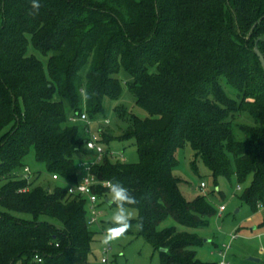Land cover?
Instances as JSON below:
<instances>
[{"label":"trees","instance_id":"trees-1","mask_svg":"<svg viewBox=\"0 0 264 264\" xmlns=\"http://www.w3.org/2000/svg\"><path fill=\"white\" fill-rule=\"evenodd\" d=\"M39 2L34 12L31 0H0V264H87L95 234L113 225L91 228L87 198L67 192L84 160L141 200L129 207L143 229L128 232L158 251L159 264H217L196 256L197 232L163 223L197 229L216 212L204 195L186 199L172 168L188 143L215 183L248 180L239 199L264 206V70L254 51L264 55V0ZM123 85L147 114L116 104L124 126L114 133L103 118L95 132L101 143L132 138L138 161L109 149L96 159L86 123L70 117L97 119ZM31 149L57 175L52 184L23 173ZM92 191L98 201L109 193L102 183Z\"/></svg>","mask_w":264,"mask_h":264},{"label":"rangeland","instance_id":"rangeland-1","mask_svg":"<svg viewBox=\"0 0 264 264\" xmlns=\"http://www.w3.org/2000/svg\"><path fill=\"white\" fill-rule=\"evenodd\" d=\"M36 56L45 62V58L38 51H33ZM117 76L123 82L127 74L121 69ZM124 104L128 110L145 116L147 113L134 103L133 95L123 85L121 96L118 100L105 97L103 101L104 110L90 123V128L96 131L103 125V118H107L109 127L115 133L120 128L118 124L124 126L116 117L113 107L116 104ZM117 128V130H116ZM103 148L113 151L117 158H124L128 162L138 161V154L134 140L130 139H112L109 142H102ZM176 164L172 168V174L176 176L179 189L186 199H193L198 195H204L206 199L215 207V214L208 219V224L199 228H189L168 218L164 224H175L178 229L193 230L203 238L201 246L196 248V256L202 260L218 261L221 256L219 251H224L225 243L234 234L230 240L229 247L224 252V257L235 264H264V227L259 223L264 218V206L260 205L258 210L252 211L250 207L242 202L238 195L243 186L248 183L237 182L232 176L229 180L225 177H218L217 183L214 182L210 170L204 164L200 157L195 159L194 151L188 143L175 152ZM25 165L30 169L32 175L37 174L34 183L49 182L54 180L46 171L42 162L34 157L31 149L24 159ZM79 173H82L79 170ZM204 182V187L200 188V182ZM239 187V188H238ZM109 193L106 198L100 199L97 206L101 213L99 221L90 225L91 228L98 230L100 224H111L112 213L115 205L110 204ZM224 205L222 211L218 210L220 205ZM133 216H138V210L130 207ZM88 214V212H87ZM30 217V215H26ZM41 218V217H40ZM105 229L98 231L91 243V249L87 255V264H159L158 251L147 242L142 236L127 232L123 237L110 242V249L105 253L106 262H101L102 246L104 245ZM254 257L255 259H250Z\"/></svg>","mask_w":264,"mask_h":264},{"label":"built area","instance_id":"built-area-1","mask_svg":"<svg viewBox=\"0 0 264 264\" xmlns=\"http://www.w3.org/2000/svg\"><path fill=\"white\" fill-rule=\"evenodd\" d=\"M70 120L72 121H83L87 125V131H88V138L85 140V147L87 150L93 152L96 155V159L101 157L104 148L102 146V143L99 141V134L90 128V119L87 116V113L85 111L80 112L79 114L72 115L70 117ZM104 122H108V119H104ZM110 155H113V151H109ZM114 156V155H113ZM122 160H125L122 158ZM93 161H81L77 163V166L79 169L82 171V174H79L78 180L74 183H69L67 184V192L68 193H79L81 195H84L87 198V220L89 224L97 223L99 221V216H100V209L97 206L98 198L97 195L92 191V185L96 183H102L104 185L107 180H100L98 179L93 173L89 171L90 165ZM30 172V169L27 165L24 166L23 168V173L27 174ZM53 179L57 178L56 174L51 175ZM204 182L201 181L199 184L200 188L204 187ZM224 209V205H220L218 207V210L221 211ZM234 238V234H232L229 238V241L225 243V249L224 251L220 250L219 255L221 258L218 260L217 264H235L231 263L228 260L225 259L224 257V252L226 251V248L229 247V242L230 240ZM110 249V244H104L102 246V253L103 255L101 256V262H106V256L105 253L108 252ZM39 259V258H37Z\"/></svg>","mask_w":264,"mask_h":264},{"label":"clouds","instance_id":"clouds-1","mask_svg":"<svg viewBox=\"0 0 264 264\" xmlns=\"http://www.w3.org/2000/svg\"><path fill=\"white\" fill-rule=\"evenodd\" d=\"M40 8L39 0H31V9L38 12ZM82 99L87 101L90 97L86 91L81 93ZM109 191V203L115 205L112 213L111 223L113 226L105 229L104 244H109L113 240L123 237L129 230L140 231L143 223L138 217L133 216V211L129 206L139 205L141 200L134 196L127 187L118 181L108 180L105 182ZM136 219L135 225L132 220Z\"/></svg>","mask_w":264,"mask_h":264},{"label":"water","instance_id":"water-1","mask_svg":"<svg viewBox=\"0 0 264 264\" xmlns=\"http://www.w3.org/2000/svg\"><path fill=\"white\" fill-rule=\"evenodd\" d=\"M254 51H255L256 55L258 56V59H259V61L261 63V66H262V68L264 70V55L262 54L260 49L257 47V45L254 46ZM249 258L250 259H255L254 257H249Z\"/></svg>","mask_w":264,"mask_h":264},{"label":"crops","instance_id":"crops-1","mask_svg":"<svg viewBox=\"0 0 264 264\" xmlns=\"http://www.w3.org/2000/svg\"><path fill=\"white\" fill-rule=\"evenodd\" d=\"M80 174H82V173H80Z\"/></svg>","mask_w":264,"mask_h":264}]
</instances>
